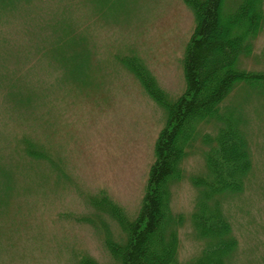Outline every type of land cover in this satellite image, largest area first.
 <instances>
[{"label": "rangeland", "instance_id": "374dc122", "mask_svg": "<svg viewBox=\"0 0 264 264\" xmlns=\"http://www.w3.org/2000/svg\"><path fill=\"white\" fill-rule=\"evenodd\" d=\"M240 0H225L231 12ZM264 1V0H263ZM0 14V264H119L91 205L104 191L133 218L166 109L121 61L136 57L172 102L185 87L183 54L194 28L184 0H8ZM237 67L264 72V20ZM242 109L252 158L244 189L224 202L238 240L231 264H264V94L237 82L224 103ZM24 138L31 153L23 149ZM200 146V145H199ZM197 146L171 186L178 264L202 243L191 213V174L206 172Z\"/></svg>", "mask_w": 264, "mask_h": 264}, {"label": "trees", "instance_id": "16d2710c", "mask_svg": "<svg viewBox=\"0 0 264 264\" xmlns=\"http://www.w3.org/2000/svg\"><path fill=\"white\" fill-rule=\"evenodd\" d=\"M7 1L0 0V14L14 6ZM184 1L195 23L182 59L185 87L174 101H166L164 91L136 57L121 59L166 109V118L154 142V159L136 215L128 219L104 191L90 200L126 234L117 241L108 228L105 232V245L119 264H178V228L184 215L172 210L171 186L184 177L182 163L199 145L206 172L189 177L196 190L191 223L202 245L190 264H231L238 246L224 202L244 189L252 158L245 112L224 101L240 81L264 94V72L237 67L263 24L264 1L240 0L229 13L224 12L225 0ZM23 144L32 154L31 143L24 138ZM80 264L98 263L84 256Z\"/></svg>", "mask_w": 264, "mask_h": 264}]
</instances>
